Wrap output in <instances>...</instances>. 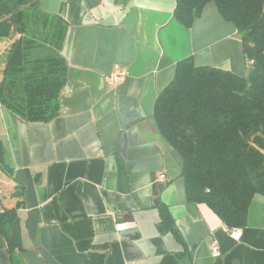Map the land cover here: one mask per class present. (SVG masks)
<instances>
[{
	"label": "crops",
	"instance_id": "0c3cea01",
	"mask_svg": "<svg viewBox=\"0 0 264 264\" xmlns=\"http://www.w3.org/2000/svg\"><path fill=\"white\" fill-rule=\"evenodd\" d=\"M38 5L67 25L61 49L67 77L49 122H26L0 105L9 169L0 167V214L16 211L22 240V250L10 256L0 235V264H85L90 253L102 254L101 264H264V197L253 198L233 240L206 207L186 202L181 160L152 119L181 60L247 75L236 30L215 5L208 3L190 28L174 19V0ZM16 38L0 26V82ZM116 66L128 75L109 88L104 78ZM160 207L182 243L158 230Z\"/></svg>",
	"mask_w": 264,
	"mask_h": 264
},
{
	"label": "trees",
	"instance_id": "16d2710c",
	"mask_svg": "<svg viewBox=\"0 0 264 264\" xmlns=\"http://www.w3.org/2000/svg\"><path fill=\"white\" fill-rule=\"evenodd\" d=\"M174 2L173 17L185 28L213 3L236 30L245 61L253 62L247 75L239 76L195 66L190 58L179 61L152 113L158 133L181 160L186 202L206 207L227 229H243L253 198L264 197V0ZM38 3L0 0V26L17 36L6 57L0 105L29 123L57 117L67 77L61 55L67 25L41 11ZM0 167L9 173L1 143ZM159 219L160 233H171L182 243L166 208H159ZM0 235L10 256L22 250L15 210L0 214ZM102 257L90 253L85 264H101Z\"/></svg>",
	"mask_w": 264,
	"mask_h": 264
},
{
	"label": "built area",
	"instance_id": "2783aa9c",
	"mask_svg": "<svg viewBox=\"0 0 264 264\" xmlns=\"http://www.w3.org/2000/svg\"><path fill=\"white\" fill-rule=\"evenodd\" d=\"M253 64V62L251 60L246 61V65L251 66ZM128 73L126 71L125 68H121V67H114L112 69V71L105 76L104 80L106 83V86L109 88H115L117 86H120L121 84L124 83L126 77H127ZM157 178L160 180L164 179V174L162 172H158L157 173ZM2 196V192L0 190V197ZM224 230L228 233L229 237H231L233 240H239L240 236H241V231L240 230H236V229H227L226 227H224ZM210 249L212 252V256L217 258L219 256V250H218V246L215 242H212L210 244Z\"/></svg>",
	"mask_w": 264,
	"mask_h": 264
}]
</instances>
